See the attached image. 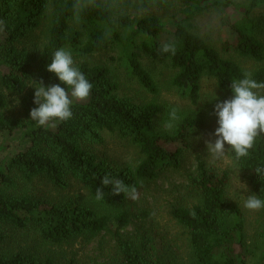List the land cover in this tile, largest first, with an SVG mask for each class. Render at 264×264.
I'll list each match as a JSON object with an SVG mask.
<instances>
[{
    "label": "trees",
    "instance_id": "1",
    "mask_svg": "<svg viewBox=\"0 0 264 264\" xmlns=\"http://www.w3.org/2000/svg\"><path fill=\"white\" fill-rule=\"evenodd\" d=\"M169 2L181 7L169 19L126 13L164 9ZM214 8L235 16L228 17L220 31L224 53L262 64L252 78L264 82V0H0L5 34L0 40V132L22 130L28 141L0 164V264H76L70 249L91 244L113 223L119 254L114 264H178L166 262L152 239L125 234L135 219L131 198L113 195V186L104 187L101 180L109 175L140 191L165 170L178 169L189 140L204 128L209 115L176 108L179 126L172 133L159 132L155 119L161 107L121 97L109 69L88 59L116 48L129 73L146 91L157 94L143 63L146 56L172 70V88L193 108L201 102L203 79L212 78L221 93L211 109L216 116L215 105L232 97L231 82L247 71L195 32L193 23ZM166 43L175 46V54L159 51ZM61 47L78 60L93 87L87 100H73L70 120L41 127L30 116L38 107L34 87L43 81L45 87L59 84L67 90L47 71L52 54ZM173 108L167 107L168 116ZM106 134L137 148L139 164L120 168L94 153L92 148L103 145ZM230 157L253 193L264 199V180L255 173L264 164V135L249 157L236 160L232 152ZM197 170L191 181L195 203L171 211L187 230L194 264H247L238 252L247 250L244 212L227 197L229 174L202 163ZM97 188L104 192L100 201L95 199Z\"/></svg>",
    "mask_w": 264,
    "mask_h": 264
},
{
    "label": "rangeland",
    "instance_id": "2",
    "mask_svg": "<svg viewBox=\"0 0 264 264\" xmlns=\"http://www.w3.org/2000/svg\"><path fill=\"white\" fill-rule=\"evenodd\" d=\"M79 3L82 0H77ZM98 4H111V0H94ZM237 4H246L249 0H231ZM181 10L177 4L169 2L164 9L153 7L146 11L131 10L126 13L132 16L144 14H156L163 19H169ZM233 12L217 8L207 11L203 16L197 18L193 23L194 30L208 43L213 45L226 59L237 61L241 66L251 73L262 67V64L249 59H243L237 54H225L220 40V31L224 21ZM40 35V33H38ZM5 38L2 27H0V40ZM264 43V34L262 36ZM117 49L107 50L103 53L89 58L91 64L102 65L111 72V80L119 87V95L131 99L137 104H148L155 102L162 112L155 119V128L159 132L172 133L178 126L175 121L171 130L165 128L170 116L166 114L169 106L177 108L181 112L191 110L209 115L204 128L199 129L196 135L189 140L188 148L185 149L181 158V166L178 169L169 168L165 170L157 180L146 183V186L138 192V198L131 199L132 213L135 218L132 224L126 229L125 234L134 237L152 239L157 251L163 259L175 261L178 264H194L191 258L190 243L188 242L187 230L180 226L171 215L174 206H192L196 201V193L193 190L191 181L197 177L199 164H204L207 169L214 170L219 174L228 173L229 182L227 197L234 203L241 206L244 212L246 223L247 250L242 252L247 264H264V210L250 211L244 207V202L249 195L254 194L247 183L244 174L240 172L230 157V152L225 159L213 160L207 152L206 141L215 140V130L218 127V117L211 115V109L221 93L217 83L212 78H204L202 81L201 102L197 108H193L191 102L181 98L171 86L173 72L168 67L156 64L143 56L145 68L151 73L158 90L157 94L146 91L139 81L132 76L120 61ZM76 64L78 60L75 61ZM264 94V93H262ZM28 141L24 138L23 132L13 133L0 132V164L8 157L21 151ZM227 147V145H226ZM92 151L102 159L108 160L113 165L125 168L136 167L141 155L139 150L128 141L118 137L105 135V143L96 145ZM79 188H74V191ZM116 225H111V230L104 232L91 244L80 246L75 244L70 259L76 264H114L118 259V250L114 231ZM139 236V237H138ZM66 250L69 247H65ZM72 252H70L71 254Z\"/></svg>",
    "mask_w": 264,
    "mask_h": 264
},
{
    "label": "clouds",
    "instance_id": "3",
    "mask_svg": "<svg viewBox=\"0 0 264 264\" xmlns=\"http://www.w3.org/2000/svg\"><path fill=\"white\" fill-rule=\"evenodd\" d=\"M159 51L175 54L176 48L166 43L161 45ZM47 71L54 73L67 86V90L59 84L45 87L43 81L36 83L34 103L38 107L31 110L30 116L41 127L57 120H70L73 100H87L93 87L76 65L72 53L63 47L54 51ZM231 90L233 95L230 99L215 105V115L218 117L215 140L206 141L207 152L213 160L225 159L229 152L235 154L236 160L249 157L257 139L264 135V82H257L251 73L246 72L242 79L231 82ZM169 115L170 120L164 126L171 130L173 122L180 117L176 108L171 109ZM255 173L264 180V164L257 166ZM101 183L104 187L112 185L113 195L125 194L133 200L138 198L137 189L126 185L123 180L105 175ZM103 197V188H97L95 199L100 201ZM244 207L250 211L264 210V199L255 194L249 195Z\"/></svg>",
    "mask_w": 264,
    "mask_h": 264
}]
</instances>
